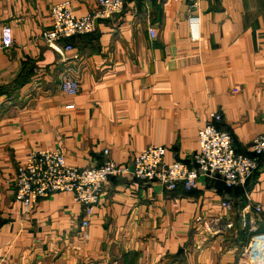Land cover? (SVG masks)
<instances>
[{
	"label": "crops",
	"instance_id": "1",
	"mask_svg": "<svg viewBox=\"0 0 264 264\" xmlns=\"http://www.w3.org/2000/svg\"><path fill=\"white\" fill-rule=\"evenodd\" d=\"M65 2L77 17L96 5L0 0L13 40L0 46V264H237L264 233V159L232 188L200 177L192 191H168L116 175L86 227L68 193L24 213L11 181L33 150L78 168L101 165L107 150L130 169L149 146L163 147L166 163L187 162L217 112L214 125L251 156L264 135V0H129L93 34L64 41L73 52L63 57L41 36ZM67 69L75 94L59 89Z\"/></svg>",
	"mask_w": 264,
	"mask_h": 264
},
{
	"label": "built area",
	"instance_id": "2",
	"mask_svg": "<svg viewBox=\"0 0 264 264\" xmlns=\"http://www.w3.org/2000/svg\"><path fill=\"white\" fill-rule=\"evenodd\" d=\"M128 1L96 0L95 7L81 17L74 15L67 2L54 5L50 9V29L42 34L41 39L47 47L64 57L65 53L73 52L72 45L64 41L73 36L93 34L97 23L114 17ZM148 34L154 37L150 29ZM12 44L10 27L0 24V46L6 49ZM73 75L67 69L59 83L60 91L77 93L78 84ZM210 119L213 123H207L199 130L198 149L187 162L166 163L165 149L161 146L144 149L133 159L130 169L115 165L109 159L107 150L104 151L105 159L101 165L83 168L67 165L59 151H30L17 167L11 181L15 200L21 204L22 211L28 214L40 200L52 194H71L73 202L82 207L85 219L81 226L86 227L94 208L99 204L105 185L112 177L123 173H129L144 183L158 184L168 191L178 188L192 191L200 177H217L226 188L243 186L264 159V135L252 139L251 156L238 154L231 136L214 125V122H221V114L211 113ZM222 207L228 209L229 204L224 202ZM254 211L259 213L261 208L256 206ZM211 232L216 233L213 230ZM84 238L87 239V236ZM237 264H264V233L251 238Z\"/></svg>",
	"mask_w": 264,
	"mask_h": 264
}]
</instances>
